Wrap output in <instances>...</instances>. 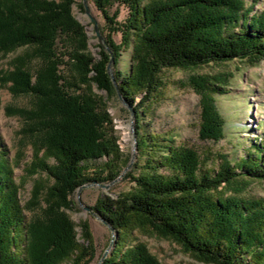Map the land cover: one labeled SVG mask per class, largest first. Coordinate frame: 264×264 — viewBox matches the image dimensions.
Returning a JSON list of instances; mask_svg holds the SVG:
<instances>
[{
    "label": "trees",
    "instance_id": "trees-1",
    "mask_svg": "<svg viewBox=\"0 0 264 264\" xmlns=\"http://www.w3.org/2000/svg\"><path fill=\"white\" fill-rule=\"evenodd\" d=\"M106 23L112 51H90L86 28L73 14L76 0H0V54L22 51L1 78L14 97L31 101L20 112L38 157L39 175L22 207L7 155L0 147V264H91L89 225L82 243L69 216L73 197L88 184L115 181L128 166L108 110L118 92L135 112L138 161L126 175L133 187L101 197L93 211L118 236L102 264H161L137 235L171 240L207 264H264V200L241 196L248 181H264V147L232 165L202 171L192 148L142 133V114L159 102L169 69H192L235 59L264 60V14L251 17L245 0H88ZM128 11L119 23V9ZM121 35V43L114 41ZM131 50L129 71L118 69ZM200 138L218 142L225 123L216 96L223 77H197ZM106 94V98L95 91ZM118 90V91H117ZM105 160L103 164L95 162ZM239 171V172H238ZM244 180H241V179ZM241 180V181H240ZM232 190L227 195V190ZM25 212L32 214L27 219Z\"/></svg>",
    "mask_w": 264,
    "mask_h": 264
},
{
    "label": "rangeland",
    "instance_id": "rangeland-1",
    "mask_svg": "<svg viewBox=\"0 0 264 264\" xmlns=\"http://www.w3.org/2000/svg\"><path fill=\"white\" fill-rule=\"evenodd\" d=\"M81 3L82 0H76ZM91 14L99 23L101 31H106V23L93 3L88 2ZM115 6L111 13L117 10ZM119 23L125 22L128 11L118 8ZM245 9L251 17L264 14V0H245ZM76 20L86 28L89 37L90 51L96 58L99 48L92 23L85 11L74 6ZM114 41L121 43V35L114 34ZM22 51L11 54H0V147L7 155L13 171V181L18 190V200L22 207L32 198V191L39 175H31L37 163V153L33 140L25 134V122L20 112L29 110L31 101L26 97H14L10 86L1 82V78L11 69L14 59ZM131 50L123 52L118 69L129 71ZM164 83L162 98L142 114V133L149 141L155 136L172 138L177 146L192 148L198 152L202 160V171L212 172L226 161L237 165L240 161L255 154L256 146L264 147V60L253 62L235 59L224 63L210 64L192 69H169L161 74ZM197 77H223L228 86L223 93L216 96V107L224 119V137L218 141H203L200 138L201 97L192 82ZM106 98V94L95 91ZM108 110L113 119L114 129L119 138V146L123 153L122 160L133 159L132 167L113 182L85 187L73 197V210L68 214L76 224L77 238L82 243L81 224L87 223L95 242L96 257L91 264H98L102 256L109 255L115 248L118 236L97 218L93 208L101 197L116 199L120 194L128 192L133 184L126 180V175L134 169L138 161L137 136L135 123L129 110L118 99L108 102ZM105 160L95 162L103 164ZM129 165V164H128ZM125 170V169H124ZM123 170V171H124ZM239 172V171H238ZM241 180H244L243 178ZM240 180V181H241ZM247 189L241 196L247 199L264 200V181H248ZM232 190H227L231 195ZM91 210V211H90ZM27 219L32 214L25 212ZM139 241L146 244L161 264H207L183 252L181 247L171 240L152 235H137Z\"/></svg>",
    "mask_w": 264,
    "mask_h": 264
},
{
    "label": "water",
    "instance_id": "water-1",
    "mask_svg": "<svg viewBox=\"0 0 264 264\" xmlns=\"http://www.w3.org/2000/svg\"><path fill=\"white\" fill-rule=\"evenodd\" d=\"M82 4H83V8H84V11L86 13V15L88 16V18L90 19L91 23H92V26H93V29L95 31V34H96V37H97V40H98V44L102 47H104L107 51V53L110 55V63L107 67V71H108V74L109 76L111 77L112 79V82L114 84V86L117 88V84H116V81H115V78H114V75H113V70H112V65L114 63V56H113V53L112 51L106 46V41H105V38L102 34V31L100 29V26H99V23L98 21L96 20V18L91 14V11H90V8H89V5H88V0H82ZM118 91V90H117ZM118 99L123 103V105L129 110L130 112V115H131V119H132V124L135 123V112L133 111L132 107L127 103V101L125 99L122 98V96L120 95V93L118 92ZM135 130L132 129V132H134ZM133 159L134 157L132 158V160L130 161L129 165L125 168V170L123 171V174L122 176L124 175V173L126 171H128L132 165H133ZM92 185H98L99 184H96V183H92V184H88L86 186H83L79 189L78 191V197L80 195V191L85 188V187H89V186H92ZM91 211V210H90ZM97 218L99 220L102 221L103 224H105L112 233H115V230L107 223L105 222L103 219H101L99 216H97ZM107 252L102 256V258L100 259L99 263L98 264H102L103 260L106 258L107 256Z\"/></svg>",
    "mask_w": 264,
    "mask_h": 264
}]
</instances>
